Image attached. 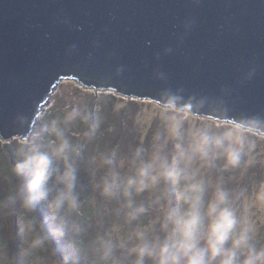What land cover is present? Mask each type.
<instances>
[{
	"label": "clouds",
	"instance_id": "9594fccd",
	"mask_svg": "<svg viewBox=\"0 0 264 264\" xmlns=\"http://www.w3.org/2000/svg\"><path fill=\"white\" fill-rule=\"evenodd\" d=\"M105 87L15 118L0 264H264V116L166 83L147 104Z\"/></svg>",
	"mask_w": 264,
	"mask_h": 264
},
{
	"label": "water",
	"instance_id": "95a60500",
	"mask_svg": "<svg viewBox=\"0 0 264 264\" xmlns=\"http://www.w3.org/2000/svg\"><path fill=\"white\" fill-rule=\"evenodd\" d=\"M64 78L151 99L166 83L264 116V0H0V140Z\"/></svg>",
	"mask_w": 264,
	"mask_h": 264
},
{
	"label": "rangeland",
	"instance_id": "374dc122",
	"mask_svg": "<svg viewBox=\"0 0 264 264\" xmlns=\"http://www.w3.org/2000/svg\"><path fill=\"white\" fill-rule=\"evenodd\" d=\"M92 89H94V88L83 87L82 84H80L79 82H77L76 80H74L72 78H64L55 87L53 93L50 96L49 102L44 105L43 110L46 111L48 108L52 107L54 104L60 102V100L62 99V97L64 95H67L69 93L76 94V93L88 92V91H91ZM105 91L110 93V94H114L117 98L128 99L133 104H137V103L147 104L152 100L151 98H148V97L147 98H137L134 96H125V95H122L121 93H116V91L109 90V89H107ZM14 139L10 140L7 143L0 140V162H6V161H9L11 159V151H10L9 145L11 144V142ZM40 215H41V217L46 215V212L44 211L43 206L41 207ZM7 232H8L7 228L0 227V237H6ZM12 232L14 234L17 233V225L15 223V218H13V220H12ZM7 243H8V248L10 250V253L13 256H16L18 254L19 248L21 246V241H20L19 235L16 234L15 239H10L7 241ZM54 246L60 247L61 245L54 241Z\"/></svg>",
	"mask_w": 264,
	"mask_h": 264
}]
</instances>
